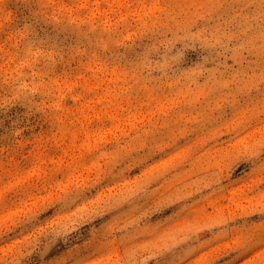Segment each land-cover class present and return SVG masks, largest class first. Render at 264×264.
Wrapping results in <instances>:
<instances>
[{
	"label": "rangeland",
	"instance_id": "obj_1",
	"mask_svg": "<svg viewBox=\"0 0 264 264\" xmlns=\"http://www.w3.org/2000/svg\"><path fill=\"white\" fill-rule=\"evenodd\" d=\"M0 264H264V0H0Z\"/></svg>",
	"mask_w": 264,
	"mask_h": 264
}]
</instances>
